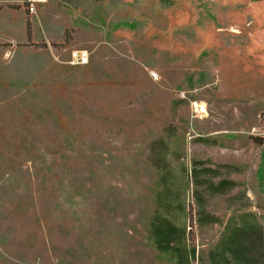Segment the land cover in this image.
Here are the masks:
<instances>
[{
    "label": "rangeland",
    "instance_id": "rangeland-1",
    "mask_svg": "<svg viewBox=\"0 0 264 264\" xmlns=\"http://www.w3.org/2000/svg\"><path fill=\"white\" fill-rule=\"evenodd\" d=\"M236 3L0 1L20 46L0 97V264H177L157 216L209 264L230 220L262 223L264 17Z\"/></svg>",
    "mask_w": 264,
    "mask_h": 264
},
{
    "label": "trees",
    "instance_id": "trees-1",
    "mask_svg": "<svg viewBox=\"0 0 264 264\" xmlns=\"http://www.w3.org/2000/svg\"><path fill=\"white\" fill-rule=\"evenodd\" d=\"M150 236L159 252L171 256L177 264H188L191 253L185 245L184 230L157 216L151 223ZM209 264H264V218L261 224L252 214L230 220L209 254Z\"/></svg>",
    "mask_w": 264,
    "mask_h": 264
},
{
    "label": "crops",
    "instance_id": "crops-1",
    "mask_svg": "<svg viewBox=\"0 0 264 264\" xmlns=\"http://www.w3.org/2000/svg\"><path fill=\"white\" fill-rule=\"evenodd\" d=\"M236 1L238 0H233V7L237 5ZM257 2L261 6L259 11L263 10L264 17V0H257ZM3 15H6V13H3L0 9V97L11 95L12 82L16 80V74L12 72V55L10 58H6L5 55L7 53H17L20 50L19 46L15 47L12 52V47L7 43V41H12V23L14 22L12 21V13L4 22L1 20Z\"/></svg>",
    "mask_w": 264,
    "mask_h": 264
},
{
    "label": "built area",
    "instance_id": "built-area-1",
    "mask_svg": "<svg viewBox=\"0 0 264 264\" xmlns=\"http://www.w3.org/2000/svg\"><path fill=\"white\" fill-rule=\"evenodd\" d=\"M46 0H21V2L26 6L29 15L34 16L37 14L38 7L42 5ZM7 43L12 47V52L16 47V43L13 41H7ZM12 53H7L6 58H10ZM70 65L73 66H85L88 63L89 54L86 51L73 52L70 56ZM151 77L156 79L155 74H151Z\"/></svg>",
    "mask_w": 264,
    "mask_h": 264
}]
</instances>
